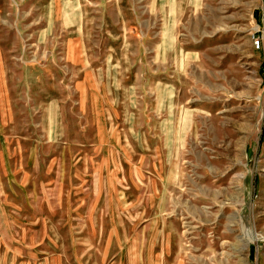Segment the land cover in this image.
I'll list each match as a JSON object with an SVG mask.
<instances>
[{
    "label": "rangeland",
    "instance_id": "1",
    "mask_svg": "<svg viewBox=\"0 0 264 264\" xmlns=\"http://www.w3.org/2000/svg\"><path fill=\"white\" fill-rule=\"evenodd\" d=\"M0 264H264V0H0Z\"/></svg>",
    "mask_w": 264,
    "mask_h": 264
},
{
    "label": "built area",
    "instance_id": "2",
    "mask_svg": "<svg viewBox=\"0 0 264 264\" xmlns=\"http://www.w3.org/2000/svg\"><path fill=\"white\" fill-rule=\"evenodd\" d=\"M253 40H254V46L257 48V49H259L260 48V46H261V41H260V39H258V38H256V37H253Z\"/></svg>",
    "mask_w": 264,
    "mask_h": 264
}]
</instances>
